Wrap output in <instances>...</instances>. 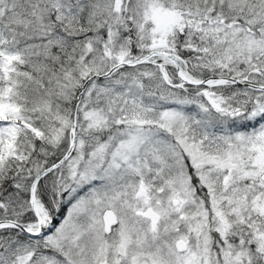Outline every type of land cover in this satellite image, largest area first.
Wrapping results in <instances>:
<instances>
[{
	"label": "snow or ice",
	"instance_id": "snow-or-ice-1",
	"mask_svg": "<svg viewBox=\"0 0 264 264\" xmlns=\"http://www.w3.org/2000/svg\"><path fill=\"white\" fill-rule=\"evenodd\" d=\"M0 264H264V0H0Z\"/></svg>",
	"mask_w": 264,
	"mask_h": 264
}]
</instances>
